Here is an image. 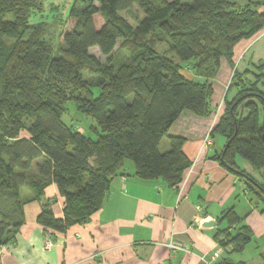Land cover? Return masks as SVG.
<instances>
[{
  "label": "trees",
  "instance_id": "1",
  "mask_svg": "<svg viewBox=\"0 0 264 264\" xmlns=\"http://www.w3.org/2000/svg\"><path fill=\"white\" fill-rule=\"evenodd\" d=\"M40 3L0 0V248L14 243L32 201L41 205L37 222L46 230L88 223L127 161L138 179L177 188L192 162L185 139L169 136L171 127L186 111L211 115L209 81L221 59L234 66L238 45L264 30V0H74L56 56L36 28L26 37ZM134 7L143 14L135 25L124 16ZM71 102L95 120V139L63 121ZM225 102L211 134L225 139L216 159L244 177L264 207V186L236 161L264 170V61L235 68ZM52 185L64 200L63 218L54 214L56 199L46 198ZM219 222L227 225L219 245H233L228 255L252 243L254 233L235 209Z\"/></svg>",
  "mask_w": 264,
  "mask_h": 264
},
{
  "label": "crops",
  "instance_id": "2",
  "mask_svg": "<svg viewBox=\"0 0 264 264\" xmlns=\"http://www.w3.org/2000/svg\"><path fill=\"white\" fill-rule=\"evenodd\" d=\"M248 45L241 43L237 56L244 55ZM221 65L212 98L214 110L222 102L232 74L229 61L222 60ZM213 123L214 115L199 117L186 111L171 127L169 136L185 139L184 152L192 162L177 188L161 179H138L134 165L126 162V171L113 177L102 208L88 223L74 225L66 233L44 229L37 222L40 203H27L25 223L14 243L0 248V264H208L216 251L223 253L219 264L225 258L244 262L219 245V229L227 226L219 219L235 209L253 233H264V207L244 177L216 159L225 140L210 137ZM168 148L165 142L163 150ZM239 161L238 166L264 186V170L255 171ZM46 198L56 199L54 214L63 218L64 200L55 185L47 189ZM213 221L215 227H204ZM172 241L188 252L173 253L168 247Z\"/></svg>",
  "mask_w": 264,
  "mask_h": 264
},
{
  "label": "rangeland",
  "instance_id": "3",
  "mask_svg": "<svg viewBox=\"0 0 264 264\" xmlns=\"http://www.w3.org/2000/svg\"><path fill=\"white\" fill-rule=\"evenodd\" d=\"M39 1L41 2L39 10H37L36 13H35V11L31 13L32 15L30 17L28 28L26 30V37L33 35V33H35L37 30H39L40 34L42 35L44 40H46L47 44H49L51 47H53V49L55 51V55L58 56L59 54H61L63 52V49H64V45L62 44L61 39H60L61 38V31H62L63 25L65 23V20L67 19V16L69 15V12H70V9L72 7L74 0H39ZM170 1H172V0H170ZM260 9L262 11H264V6L261 7ZM124 16L131 24L135 25L137 23L138 19L143 16V14L139 10V8L134 7L132 9V11H130L129 13H127V12L124 13ZM35 28H36V31H34ZM244 42L249 44L248 48L245 51L244 55L242 54L241 56L240 55L236 56V61H235V65H234L235 68H238V70L240 72H243L244 69H246L247 67L252 68L253 65L258 64L260 61H264V30L262 32H260L258 37H256L255 39H251L249 41H244ZM162 47L163 48H161V50H165L166 47L165 46H162ZM239 48H241V44L238 45L237 53H238ZM91 53L96 55L97 57L100 56V52H99L98 48H93L91 50ZM172 59H174V58H172ZM222 60H225V58H222L220 61V68H219L218 74L221 71ZM187 66L188 65L183 64L184 69H183L182 73L190 78L193 75V73L191 70L187 69ZM231 66H232V68H231L232 74H231L230 82H229L228 86H226V91L223 90L222 93H223V95L225 94L224 98L222 99V102L220 101V103L218 105H216L215 110L212 107V104L214 103V101H212V98H213L214 93H215V84H216L218 74L215 76V78H213L209 81V83L211 84V86L213 87V90H214L213 96L211 98V110H212L211 116L214 115V121H215V123H213L210 130L215 129V127L218 123V119L221 117V115L224 113V111L226 109L225 98H226V95L228 94V89H229L232 77L234 75V72H235L234 66L233 65H231ZM233 93L234 92L229 94V96H231V98L233 97ZM63 121L68 125H74L75 128H77L79 131L83 132L86 136L91 137L92 139L96 138V136L93 134L94 132L92 131V130H95V127H96L95 120L90 118V117L83 115L82 113H80L77 110L75 103L71 102L68 104V112L66 115L63 116ZM211 134H212V132H211ZM22 135L27 136V133L24 131L22 133ZM210 137L213 138V137H216V135L210 136ZM216 138H222L223 141L225 140L223 137H221L219 135H217ZM210 139H208V140L206 139L205 142L206 143L211 142ZM165 142H167L169 144L168 139L165 138L161 144V151L162 152L165 151V150H163ZM223 149H224V147H223ZM222 153H223V150L220 154H222ZM238 158L239 159L237 161L239 163H240L239 160H243L244 162H247L246 160H244L240 156ZM127 162H130V161H127ZM255 191L260 192L257 189V187H256ZM258 199H259V197H258ZM254 233H255V236L253 237L252 243L246 248V250L244 252L235 253L234 257H235V259L244 261L247 264H264V260L262 261V259H260V254L264 253V233H262V232H259V233L254 232ZM220 239L225 241V239H226L225 234L222 235L220 237ZM51 244H52L51 241H50V245L48 242V246H51ZM231 247H233V245L229 246V248H231ZM225 251H227V250H225ZM216 252H219L220 254L222 253V251H216Z\"/></svg>",
  "mask_w": 264,
  "mask_h": 264
},
{
  "label": "built area",
  "instance_id": "4",
  "mask_svg": "<svg viewBox=\"0 0 264 264\" xmlns=\"http://www.w3.org/2000/svg\"><path fill=\"white\" fill-rule=\"evenodd\" d=\"M201 210V208H200ZM49 245H50V240L48 241ZM170 250L174 253L177 252L179 250L188 252L187 248H184L183 246H180L178 244H176V242L172 241L170 242L169 246ZM222 258V255L219 252H214L212 258L210 259V262L208 264H217V262Z\"/></svg>",
  "mask_w": 264,
  "mask_h": 264
},
{
  "label": "water",
  "instance_id": "5",
  "mask_svg": "<svg viewBox=\"0 0 264 264\" xmlns=\"http://www.w3.org/2000/svg\"><path fill=\"white\" fill-rule=\"evenodd\" d=\"M216 226V222L213 221V222H208L206 224H204V227H215Z\"/></svg>",
  "mask_w": 264,
  "mask_h": 264
}]
</instances>
